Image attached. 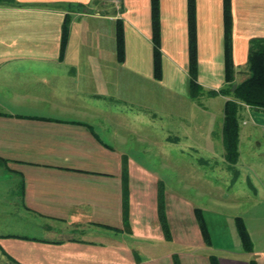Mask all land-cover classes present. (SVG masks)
Here are the masks:
<instances>
[{
  "label": "crops",
  "instance_id": "1",
  "mask_svg": "<svg viewBox=\"0 0 264 264\" xmlns=\"http://www.w3.org/2000/svg\"><path fill=\"white\" fill-rule=\"evenodd\" d=\"M184 5L159 0L161 74L155 82L149 0H0V172L15 185L8 218L22 223L15 233H0V257L13 264H173L174 258L213 264L210 256L214 264H264V247L256 249L246 229L248 253L238 245L213 248L211 229L224 225L232 233L237 217L217 224L197 208L209 235L206 248L195 207L189 210L179 194L168 193L128 156L121 137L105 134L101 125L105 103L122 101V91L133 97L138 91L146 101L155 85L187 77ZM221 5L195 0L194 6L195 75L208 92L224 86ZM229 8L232 76L239 84L249 42L264 40V0H230ZM253 13L259 21H247ZM116 22L121 62L114 53ZM219 97L222 104L227 100ZM157 183L164 191L166 241L155 215ZM166 243L179 249L160 251Z\"/></svg>",
  "mask_w": 264,
  "mask_h": 264
},
{
  "label": "rangeland",
  "instance_id": "2",
  "mask_svg": "<svg viewBox=\"0 0 264 264\" xmlns=\"http://www.w3.org/2000/svg\"><path fill=\"white\" fill-rule=\"evenodd\" d=\"M254 6L257 8L256 4ZM247 21H259L257 13ZM185 78L178 76L168 86L167 79L165 84L155 85L147 91L146 101L140 99L138 91L134 97L132 92L122 91L119 102L107 100L106 118L101 124L105 134L121 137L122 148L130 150L128 156L154 174L168 193L179 194L189 204V210L194 207L206 210L207 217L215 218L217 224L239 217L254 247L262 248L264 116L242 106L237 114L240 123L237 159L229 167L222 158L219 143L222 99L216 95L208 97L205 89H200L196 98H189L188 78ZM241 78L242 75L237 76L238 80ZM0 174V184L7 185L0 187V233H15L22 224L17 218H8L12 214L9 191H13L15 185L11 188L8 175L3 171ZM222 227L211 229L213 248L239 247L235 230L231 233L224 225ZM158 249L175 251L179 245L166 243ZM215 251L210 252L214 257H221L220 252L215 254ZM0 264L10 263L0 257Z\"/></svg>",
  "mask_w": 264,
  "mask_h": 264
},
{
  "label": "trees",
  "instance_id": "3",
  "mask_svg": "<svg viewBox=\"0 0 264 264\" xmlns=\"http://www.w3.org/2000/svg\"><path fill=\"white\" fill-rule=\"evenodd\" d=\"M230 0H222V18L223 22V41L221 49H223V83L224 86L221 89H217L214 92H207L208 97L221 96L227 100L223 102L222 114H221V127L220 131V145L222 147V158L224 162L231 167L236 162L237 154V140L239 139V117L237 114L240 112L242 106L247 107L252 112H257L264 116V40L253 39L248 44L247 56L245 58L246 62V72L245 78L239 83L235 84L233 81V65L231 62V14L229 8ZM159 0H149V25H150V35L151 40V52H152V75L151 78L155 82H159L161 74V53L158 47L160 46L159 33ZM195 0H185L184 10H185V23H186V37H187V73L188 78V97L196 98L200 92V88L196 81V29H195ZM115 49L116 60L121 62L123 60V39L121 37L122 31L118 22L115 23ZM64 37H66V28L64 25L61 26V38L60 51H62L64 45ZM234 85V90L231 92L230 86ZM156 211L158 227L161 230L163 240L166 241L169 238V230L166 227V220L164 215V205L162 202L163 198V188L161 183H157L156 186ZM194 214V219L196 222V227L199 230L200 240L203 245L207 248L210 246V241L208 240V232L206 227H204V221L202 214L197 208L192 210ZM242 221L237 217L234 218L233 226L237 234V239L240 242L241 251L248 253L251 249V242L248 239V234L245 231ZM210 261L214 264V258L210 256ZM8 261V260H7ZM8 263L13 264L8 261ZM173 264H178L177 260L173 259ZM247 264H254L253 261H249Z\"/></svg>",
  "mask_w": 264,
  "mask_h": 264
},
{
  "label": "built area",
  "instance_id": "4",
  "mask_svg": "<svg viewBox=\"0 0 264 264\" xmlns=\"http://www.w3.org/2000/svg\"><path fill=\"white\" fill-rule=\"evenodd\" d=\"M114 4H117L118 0H112ZM245 124L244 122L242 123V125Z\"/></svg>",
  "mask_w": 264,
  "mask_h": 264
},
{
  "label": "water",
  "instance_id": "5",
  "mask_svg": "<svg viewBox=\"0 0 264 264\" xmlns=\"http://www.w3.org/2000/svg\"><path fill=\"white\" fill-rule=\"evenodd\" d=\"M233 88H234V85L230 86L231 92H233V90H234Z\"/></svg>",
  "mask_w": 264,
  "mask_h": 264
}]
</instances>
